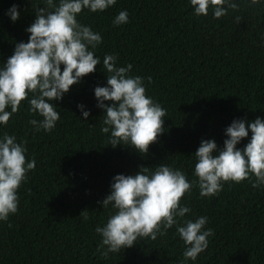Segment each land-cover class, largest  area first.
<instances>
[{
	"label": "trees",
	"instance_id": "trees-1",
	"mask_svg": "<svg viewBox=\"0 0 264 264\" xmlns=\"http://www.w3.org/2000/svg\"><path fill=\"white\" fill-rule=\"evenodd\" d=\"M236 2L237 10L218 19L211 10L194 16L187 0H116L103 12L82 11L79 22L102 36L94 50L101 62L114 54L119 66L132 65L131 75L151 77L146 94L166 110L164 131L143 156L127 146H106L103 110L93 92L106 81L99 64L55 102L60 119L50 132L33 131L22 101L0 134L25 141L26 160L34 158L36 166L18 189L17 212L0 222V264H181L183 242L174 227L100 258L94 229L108 211L98 201L113 176L134 174L140 165L166 163L194 179L191 154L201 139L223 147L224 129L234 118L264 119V5ZM12 4L19 6L15 22L5 14ZM120 10H127L128 23L113 26ZM34 17L33 0H0V63L15 43L27 42L25 29ZM77 104L90 110L87 121ZM246 143L244 138L237 147ZM180 202L191 209L185 218L207 216L205 227L213 232L195 264H264V189L247 181L225 183L217 195L202 198L193 187ZM84 210L87 221L80 216Z\"/></svg>",
	"mask_w": 264,
	"mask_h": 264
},
{
	"label": "clouds",
	"instance_id": "clouds-1",
	"mask_svg": "<svg viewBox=\"0 0 264 264\" xmlns=\"http://www.w3.org/2000/svg\"><path fill=\"white\" fill-rule=\"evenodd\" d=\"M250 6L264 5V0H247ZM116 0H33L35 17L26 27L27 42L15 43L12 54L0 63V128L26 101L33 116L28 121L34 132L52 131L60 119L56 101L70 86L81 82L101 65L106 81L93 89L96 106L102 109L100 132L107 134L108 143L127 146L142 156L149 145L164 131L166 110L146 94L145 80L151 77L131 75L132 65L119 66L117 56L95 55L102 42L100 32L79 22L83 10L103 12ZM196 17L218 19L237 10L236 0H187ZM42 5V6H38ZM19 6L12 4L5 12L11 22L19 19ZM237 20L239 17L236 18ZM128 23L127 10H120L112 19L113 26ZM107 101V103H105ZM80 118L87 121L90 110L77 104ZM249 132L251 135L249 136ZM223 147L215 139H201L195 152L192 177L166 163L154 169L140 165L134 174L112 177L108 194L98 203L108 211L106 221L95 227L99 237L96 251L107 260L145 238L156 240L169 229L183 242V261L195 264L208 247L207 216L185 218L191 209L181 203L193 187L199 196L208 198L223 190L225 183L247 181L253 189H264V119L234 118L224 129ZM247 138L243 147H237ZM26 142L17 141L15 134H0V222H6L18 210V189L27 173L36 166L34 158L26 160ZM88 220L86 210L80 213Z\"/></svg>",
	"mask_w": 264,
	"mask_h": 264
}]
</instances>
